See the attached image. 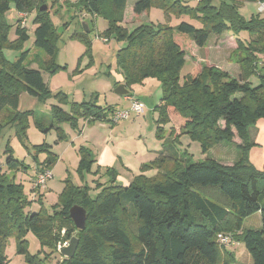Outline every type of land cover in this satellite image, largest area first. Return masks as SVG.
<instances>
[{"label": "trees", "instance_id": "1", "mask_svg": "<svg viewBox=\"0 0 264 264\" xmlns=\"http://www.w3.org/2000/svg\"><path fill=\"white\" fill-rule=\"evenodd\" d=\"M127 1L79 0L74 5L81 13L95 14L108 21L102 37L114 36L117 41L125 42L117 51L116 60L128 93L135 84H142L148 78L159 80L163 93L154 108L159 115L157 133L165 132L163 127L169 124L171 137L183 132L201 143L203 153L222 142L234 143L237 134L241 139L236 144L239 158L226 165L211 158L193 161L187 153L181 159L165 154L154 162L160 170L154 177H136L128 185L112 179L95 197L87 187L67 181L54 214L27 211L33 202L25 197L21 185L0 167V264H7L4 248L6 240L13 235L17 238L19 253L25 254L28 262L45 264L39 256L29 253L25 233L32 230L43 244L55 250L62 237L60 230L55 233V227L67 229L62 237L65 241L71 240L74 231L79 238L75 255L64 258L65 264H231L232 261L223 259V254L228 253L234 260L233 252L220 246L219 233L231 234L241 241L253 264H264V169H258L249 160V151L255 145L250 127L264 118V71L259 70L256 54L264 53V16L258 14L246 20L238 10V0H197L195 7L185 0H137L133 8L135 19L155 6L167 15H189L201 26L189 21H181L176 27L150 21L129 30L123 23ZM46 2L0 0V135L9 124L23 143L28 137L30 116L43 132L55 129L58 141H64L67 138L61 126L64 122L74 129L79 128L81 119L88 123L112 122L117 111L113 105L98 103L97 96L90 101L76 102L64 91L51 93L42 71L26 65L29 50H23L15 61L5 57L4 47L21 46L29 38L20 17L16 27L18 37L15 42L9 39L10 25L5 13L14 4L19 13L37 11L33 18L34 44L49 56L48 70L61 67L55 59L58 31L49 9L40 10ZM232 29H247L254 36L247 45L238 39V49L243 52L237 61L241 68L238 77L207 65L197 74L181 76L189 46L186 40L180 41L176 32L189 35L202 47L212 35L221 36ZM77 35L90 42L84 31ZM253 75L260 77L257 85L251 82ZM23 92L33 97L49 94L55 97L58 104L52 105L50 125H45L43 116H36L34 110H20ZM61 104L69 105V110ZM177 123H181L179 133ZM34 149L46 153L43 161H37L38 172L52 169L58 160L52 145L43 141L34 145ZM80 151L83 152L81 168L90 170L95 161L92 152L84 147ZM5 152L9 170L25 167L14 157L9 142ZM108 172L115 170L109 168ZM75 204L87 210L83 230L70 217V209ZM254 213L261 216V228H248L239 233L245 218Z\"/></svg>", "mask_w": 264, "mask_h": 264}, {"label": "rangeland", "instance_id": "2", "mask_svg": "<svg viewBox=\"0 0 264 264\" xmlns=\"http://www.w3.org/2000/svg\"><path fill=\"white\" fill-rule=\"evenodd\" d=\"M70 1L71 0H47V2L44 3L48 6L47 9H49L50 18L59 34V39L57 40L58 49L55 59L56 62L61 65L60 68L55 71L48 70L46 62L49 56L43 49L36 47L34 44L35 25L33 23V18L37 11L20 12L24 14L21 16L14 4H11L10 9L5 13L6 21L10 25L9 39L13 42L16 41L18 37L16 34V27L20 17L22 18L21 26L28 30L29 38L23 42L21 46L4 47L3 52L5 57L9 61H15L23 50H29L28 58L25 60L26 65H30V67L42 71L51 93L62 89L69 95L70 99H74L73 96H76L77 99H81V97H83L81 93L85 91L86 94L89 95L85 101L96 99L97 96V101L102 105L115 104L120 108L119 110L129 109L131 100L127 102V105L123 102L116 104V101L123 100L122 96L124 95L117 94L115 88L113 89L115 77L117 76L116 72L117 69H119L116 54L119 43L121 42L117 41L115 37L104 40L105 38L101 36V33L108 27V21L103 17L92 15L88 12H84V14L79 12L77 5L70 4ZM185 1L192 7L197 5V0ZM237 4H240L238 10L246 20H250L253 16H257L258 14L264 16V12H259L260 2H241L238 0ZM149 16L150 21L157 25L167 24L176 27L181 21H189L197 27L201 26L200 22H197V20H194L189 15H177L175 13H169V15H167L163 9L155 6L149 10ZM148 19L146 15H143V18L140 19V24L148 23ZM83 23L88 25L89 32L85 31V33L90 42L79 38L77 35L84 31ZM129 25L130 26L127 28L132 30L130 28H132L134 24L132 23ZM176 34L181 38L180 41L182 39L186 40L189 46L186 55V64L181 72L182 77L192 72L197 74L201 71L202 66L207 65L206 62H208V59L206 57V52L212 51L211 54L213 59L216 58V60L214 59L212 62L215 61V63H218V66H207L221 68L219 66L221 64L220 61L224 63H237L238 59L241 58L243 54V52L238 49V39L246 43V45L254 39L252 31L247 29H232L223 33L221 36L212 35L207 43V49L205 53H203L201 50L199 51L198 46L189 35L180 34L178 32H176ZM256 54L259 58L258 62H260L259 70L264 71V53L256 52ZM259 80V75H253L251 77L253 85H257ZM132 91L141 92L140 94L144 101L142 102L145 105V111L143 114L131 112L130 118L134 116L133 119L128 118L119 122V125L126 123L127 127L123 126L122 129L128 130V134L134 139V141L128 139V141L123 144L124 153L129 156L131 160H133V157L137 160L141 159L142 153H137V150H139L137 142L141 139L142 142L147 145L149 150L148 153L151 155L150 157L147 156L148 159H143L140 170L134 174L133 172H126L124 170L122 172H108V167H98L96 163H93L95 167L93 166L92 170H88L87 167L81 168L80 161L83 152L80 150L84 147L93 152L91 144L86 142L83 137L86 136V134H83L81 137L77 136L78 134L80 135L81 129L83 130V120L77 130L67 122L61 125L65 128L67 134L65 141H58L55 129H52L48 133L39 129L32 116H30L29 119V126L27 128L28 137L25 143L19 138L15 128L11 127L9 124L5 125L0 135V167L11 180L21 185L25 197L30 202H33L32 206L31 204L29 205L27 211L38 212L42 210L43 213L54 214L56 208H59L58 204L61 202L60 196L67 181H72L78 186L87 187L92 196L95 197L102 189L103 185L110 183L112 179L121 182V179L131 176L132 182L137 179L136 177L140 176H142L140 178L154 177L160 172V170L155 167L156 164L154 162L165 154H173L181 159L184 157L183 154L187 153L190 154L193 161L206 160V158H214V160H216L217 157L219 158L220 154L218 153V149H215L212 154L203 153L199 141L192 140L189 135L183 132L179 133L180 124L184 123L183 119L179 120L181 123H177L176 132L179 133V136L172 137L174 144L178 142L176 145L179 148L181 147L180 150L173 147L170 138L171 130L169 124L166 126L163 124L165 132L161 133L159 131V133H157V119L159 115L154 108L160 102L163 93L158 79L148 78L145 81V85L135 84L127 95L132 94ZM54 103H56V100L52 94L44 97H33L27 92H23L19 108L20 110H34L36 116H43L45 125L48 126L52 123L50 114L53 108L52 104ZM66 109L69 110V108ZM4 119L5 121L7 120L6 118ZM109 123L106 122L102 124L109 127ZM182 135H184V138L181 140V143H179L178 138L180 139ZM236 137H238L237 134L235 135V138ZM235 138H233V140ZM67 140L69 143H67ZM43 141L52 145V150L60 155V160L58 159L51 169L52 177L47 181L46 186L39 190L40 188H33L36 174L39 173L37 161H43L46 157V153L37 152L34 149V145L41 144ZM8 142L13 149L14 157L25 164L24 168L18 170H9L7 168L6 160L8 154L5 152V147ZM225 143L226 146L234 150L235 156L237 157L236 159H238L240 152L237 147L233 143ZM92 157L94 158L93 155ZM258 169H264V167ZM39 194H41V196ZM261 225L260 214L254 213L245 218L243 228L239 233H242L248 228H261ZM59 230L61 236L64 237L67 229L65 227H61L60 229L55 227V233ZM25 236L27 239L28 251L31 255L39 256L45 264H63V260L66 257L61 253V250L69 245L70 240L65 241L60 237V241L55 245L56 249L53 250L49 244H43L40 236L32 230H28ZM73 237H77V231L73 232L72 238ZM232 238V242L226 249L233 252L234 260H232L228 253L223 254V259L229 262L232 261L231 264H253L252 257L245 245L241 241H237L235 237ZM4 252L7 257V264H32L26 260L25 254L19 253L17 238L14 235L6 240Z\"/></svg>", "mask_w": 264, "mask_h": 264}, {"label": "crops", "instance_id": "3", "mask_svg": "<svg viewBox=\"0 0 264 264\" xmlns=\"http://www.w3.org/2000/svg\"><path fill=\"white\" fill-rule=\"evenodd\" d=\"M78 1L79 0H71L70 4H76ZM136 1L137 0H128L127 5H126V9H125V16H124L123 23L127 27L130 26L129 24L133 23L134 26H132V28H130V29H133L136 26L140 25V19L143 18V15H146L147 19L149 18L148 21L150 22L149 12L142 13L138 19L134 18L133 8H134V3ZM92 15H95V14H92ZM112 37H114V36H112ZM207 43L202 47H199L197 45L199 51L201 50L203 53H205V50L207 49ZM124 45H125L124 41H121V43H119V48L117 50H119ZM206 53H207L206 57L208 59V62H206V64L207 65H217L218 63H215V61L212 62V60H214V59L216 60V58L213 59V57H212V54H211L212 51L206 52ZM200 55H202V54H200ZM186 60H187V57H186ZM200 60H201V58H200ZM220 62H221V64L219 66L222 69L228 71L229 73H231L235 77H238L240 75L241 69H240V66H238V63L235 62V64H234L231 62H228V63H224L222 61H220ZM259 65H260V62H259ZM116 73H117L116 74L117 76L115 77L114 86H113V89L115 88V90L119 85L124 83V76H123L122 71L120 70V67H119V69H117ZM142 85H145V82L142 83ZM57 91H63V90L59 89ZM132 92L133 93L130 95L126 94V95L122 96L123 100L116 101V104H118L119 102H123L127 105V102H129L131 96L135 97L136 99H139L140 101H143L141 94H140L141 92H136V91H132ZM53 93H55V92H53ZM81 96H83V97H81V99H77L76 96H73L74 99H70V100H74L76 102H82L81 100H83V101L87 100V97L89 95H87L86 92L83 91L81 93ZM56 103L58 104L57 100H56ZM56 103H54V104H56ZM110 105H113V104H110ZM61 106L64 109L69 108V105L61 104ZM113 106H115L116 110L120 109L115 104ZM133 118H134V116L130 119H133ZM82 120L83 119H81L79 121V125H81ZM83 122H84L83 130L81 129L80 135L78 134L77 136L81 137L83 134H86V136H83V137L85 138L86 142H89L91 144V146H92L91 148L93 150L92 154H93L94 159H95L94 164L95 163L98 164V167L113 168L115 170V172H122L124 170L126 172H133V174H134L135 172H138V170H140V166H141L143 159H145V158L148 159V157L151 156L150 153H148L149 150L147 148V145H145V143H143L141 139L137 142V145L139 148V150H137V153L139 154L141 152L142 158L137 160L136 158L133 157V160H131L129 158V156L125 155L123 144L126 141H128V139L130 141H134V139L131 138V135L128 134V130L126 131L125 129H122L123 126L127 127L126 123L123 125H121V124L119 125V123L107 122L110 124L109 127H107V125L102 124V123H106V122L97 121V122L91 123V124L85 120H83ZM114 124H117V125H114ZM249 131H250L251 140L255 144L249 151V160L257 168H263L264 167V118L258 120L256 125L250 127ZM170 138H171V141L173 143V147H176L178 150H180L181 147L179 148L176 145L178 142L174 144L173 138L171 136H170ZM183 138H184V135H182L180 137V139L178 140L179 143H181V140H183ZM67 143H69V141ZM238 143H241V139L236 137L234 139L233 144L236 146V144H238ZM225 144H226L225 142H222V143L216 145L215 147L211 148L209 150V152H207V154H212V152L215 151V149H218V153L220 154V156H219V158L217 157L216 160H218L219 162L224 163L226 165H231L237 160L236 159L237 157L235 156L234 150H232L231 148H229ZM57 155H58V159L60 160V155L58 153H57ZM94 164L92 165V167L94 166ZM91 170H92V168H91ZM131 180H132L131 176L126 177L124 179H121L120 183H122L124 185H128L131 183Z\"/></svg>", "mask_w": 264, "mask_h": 264}, {"label": "built area", "instance_id": "4", "mask_svg": "<svg viewBox=\"0 0 264 264\" xmlns=\"http://www.w3.org/2000/svg\"><path fill=\"white\" fill-rule=\"evenodd\" d=\"M259 5V12H264V2H260ZM21 16H23V13H20ZM104 40H107L106 38ZM131 106L129 109H121L117 110L114 115L112 116V122L113 123H119L121 120L128 119L131 117V112H134L136 114H143L145 111V105L142 101L139 99H136L135 97L131 96ZM52 177V171L51 169H46L42 172H39L36 175L35 183L33 185V188H44L47 184V181ZM233 238L231 234L226 233H219L217 235V241L219 242L220 246L227 247L231 242Z\"/></svg>", "mask_w": 264, "mask_h": 264}, {"label": "water", "instance_id": "5", "mask_svg": "<svg viewBox=\"0 0 264 264\" xmlns=\"http://www.w3.org/2000/svg\"><path fill=\"white\" fill-rule=\"evenodd\" d=\"M48 6L46 4H44L43 6L40 7L41 11H45L47 10ZM84 26V32H89V28L88 25L86 23H83ZM116 93L120 94V95H126L129 92V89L126 88L123 84L119 85L116 90ZM70 217L72 218L75 226L80 229L83 230L86 228V221H87V210L78 205L75 204L71 207L70 209ZM79 245V238L78 237H73L70 240V243L68 246H65L62 250L61 253L66 257V258H71L75 255V252L77 250V247ZM65 264V263H63Z\"/></svg>", "mask_w": 264, "mask_h": 264}]
</instances>
